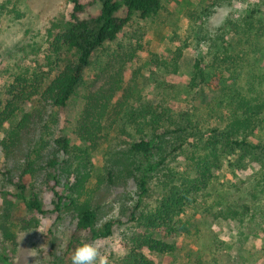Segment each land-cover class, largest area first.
Segmentation results:
<instances>
[{"label": "rangeland", "instance_id": "374dc122", "mask_svg": "<svg viewBox=\"0 0 264 264\" xmlns=\"http://www.w3.org/2000/svg\"><path fill=\"white\" fill-rule=\"evenodd\" d=\"M79 1L85 6L82 18L98 14V3ZM72 8V0H0V113L9 100L7 89L18 76L34 74L46 81L77 59L76 51L57 55L46 42L49 28L67 21ZM250 10L259 11L256 17L262 19L253 31H247L244 22L237 26ZM118 16L125 18L126 12ZM258 30H264V0H167L150 19L133 15L115 41L94 52L65 109L45 111L48 122L41 145L33 147L38 137L33 123L22 129L15 144L7 139V146L3 139L10 124L0 127V215L2 200L12 199L9 225L17 236L14 246L6 245L0 232V254L8 256L9 264H72L78 247L70 246L77 235L76 211L66 204L59 213L54 211L46 168L52 159L58 162L60 195L78 196L76 177L85 169L90 178L79 202L101 208L98 228L109 220L122 222L110 238L85 242L98 245L108 264H121L135 247V238L145 234L130 219L139 173H130L123 163L143 162L129 153L130 145L159 129L166 133L188 128L193 137L166 160L163 170L151 174L144 213L156 208L165 182L174 185L185 177L200 185L194 169L208 149H215V136L229 122V103L264 91V33ZM224 54L233 60L222 63ZM196 62L211 75L208 84H193ZM215 73H223L226 81ZM20 110L15 124L36 111L27 102ZM61 137L71 142L65 155L55 143ZM251 140L264 142V126ZM223 144L217 146L219 155L213 151L203 160L211 163L210 184L202 186L196 203L181 216L189 233L168 239L177 243L172 255L145 252L154 264H264V162L247 158L244 168L238 164L239 154H230ZM154 158L160 159L156 152ZM30 160L46 169L28 181L48 211L45 215L27 211L13 196ZM26 221L32 224L26 226Z\"/></svg>", "mask_w": 264, "mask_h": 264}, {"label": "trees", "instance_id": "16d2710c", "mask_svg": "<svg viewBox=\"0 0 264 264\" xmlns=\"http://www.w3.org/2000/svg\"><path fill=\"white\" fill-rule=\"evenodd\" d=\"M93 1L100 5L98 14L82 18L85 6L79 0H72L73 8L67 21L61 25L54 23L46 34V42L50 45L53 53L62 55L64 51L67 53L76 51L78 54L77 59L64 64L56 76L48 77L46 81L39 79L34 74H23L18 76L15 82L8 87L9 100L6 101L4 110L0 113V127H3L6 123L10 124V129L6 131L7 134L3 139L4 146H7V139L8 143L15 144L19 134L22 133V129L25 126L26 129H29L30 123H33L34 127L38 126V133L36 134L38 137L35 142L33 139L35 144L33 147L41 145V142L43 143L42 131L47 129L48 117L44 118L46 112L48 109L60 111L65 109L77 88L83 82L84 72L89 66L94 52L106 43L115 41L133 15L136 14L141 19H150L162 10L163 3L167 0ZM122 10L126 12L125 18L118 16ZM257 13L259 11L250 10L246 17L238 19L237 26L244 22L248 26L247 31L255 30L257 28L256 25L262 23V19L256 17ZM259 31L264 33V30ZM219 60L220 58L218 57L217 61ZM230 60H233L231 55H223L222 63H227ZM217 77L224 80L223 73L218 74ZM210 79L211 75L201 68L200 62H196L194 73L192 74L193 84H208ZM25 102L30 104L32 109H36V111L24 114L20 122L15 124L16 114L21 111V105ZM229 111L227 126L220 131V135L217 134L214 138L215 149L213 148L211 151L208 149L207 155L198 162L194 169L197 174L196 178L200 176V185L196 184L197 180L192 178L181 177L180 181H173L175 176L171 174L170 180L173 181L174 185L168 182L163 184V197L158 201L156 208L148 213H144L142 206L149 194L151 174L163 170L166 160L170 156L181 152L185 144L190 139L193 140V137L188 135V128H178L175 131H166V133L159 129L157 132L155 131L152 137H141L130 145L129 153L133 156H140L143 159V162L138 166L135 165L136 162L134 161L133 163H127V161L123 163L124 168L128 169L129 167L130 173H139L137 179L138 190L130 219L143 227L145 234L135 238V247L121 264H154L145 255V252L158 255H172L176 252L177 243L168 241V239L175 237V235L189 233V227L187 223L182 221L181 216L189 206L196 203L195 197L202 190V186L206 188L210 184L209 180H211L212 175L210 174L211 169L209 166L211 163H204L203 160L213 156V151H215L216 155L221 150V148L217 149V146L221 145L222 147L224 142L225 150L228 147L230 154H239L237 157L238 164L241 163L244 168H246L245 159L247 158L258 163L264 162V142L254 143L251 140L252 136L264 126V91H260L259 96L254 98L241 97L236 104L229 103ZM169 137L171 139H168ZM27 138L28 136L26 135ZM55 143L59 152L64 155L68 154L71 144L69 139L61 137ZM157 151L161 153V158ZM155 152L160 158L157 161L154 158ZM32 153L39 158V152L33 150ZM114 162L116 164V160ZM35 164L36 161L34 160L26 162V168L23 172L24 178L21 177L19 180L16 185L17 194L13 196L24 204L27 211L45 215L48 211L45 210L38 194L28 182L29 179L33 180L36 178L38 173L40 174L41 171L46 170L44 167H38ZM57 165V160L52 159L49 161L48 167H46L50 168L47 178L49 177L52 182L51 190L56 199V201H53L54 211L59 213L65 204L74 207L76 211L75 233L77 235L73 236L70 246L72 248L79 247L85 242L110 238L115 230L122 225V222L109 220L98 228L97 223L102 212L101 208L93 207L89 202H79L78 200L82 194L80 192L83 189V185L89 180L90 174L85 169L77 174L78 188L75 190L78 194L77 197L65 194L60 195L57 190L59 185ZM213 166L216 167L217 165L213 163ZM113 177L111 173L108 176L111 180ZM176 182L179 183L176 184ZM2 201L4 212L0 215V232L4 237L5 244L14 246L17 236L11 231L9 225L10 208L11 205L14 206V201L8 197H5ZM31 224L26 221V226ZM26 229L28 228L26 227ZM81 234L85 236V239H81ZM0 260L5 264H9V258L6 254H0Z\"/></svg>", "mask_w": 264, "mask_h": 264}, {"label": "clouds", "instance_id": "9594fccd", "mask_svg": "<svg viewBox=\"0 0 264 264\" xmlns=\"http://www.w3.org/2000/svg\"><path fill=\"white\" fill-rule=\"evenodd\" d=\"M72 264H108V257L95 243H84L74 250Z\"/></svg>", "mask_w": 264, "mask_h": 264}]
</instances>
